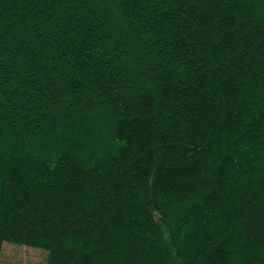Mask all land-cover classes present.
I'll return each instance as SVG.
<instances>
[{"label": "trees", "instance_id": "1", "mask_svg": "<svg viewBox=\"0 0 264 264\" xmlns=\"http://www.w3.org/2000/svg\"><path fill=\"white\" fill-rule=\"evenodd\" d=\"M6 243L264 264V0H0Z\"/></svg>", "mask_w": 264, "mask_h": 264}, {"label": "rangeland", "instance_id": "2", "mask_svg": "<svg viewBox=\"0 0 264 264\" xmlns=\"http://www.w3.org/2000/svg\"><path fill=\"white\" fill-rule=\"evenodd\" d=\"M44 252L31 247L3 244L1 264H44Z\"/></svg>", "mask_w": 264, "mask_h": 264}]
</instances>
